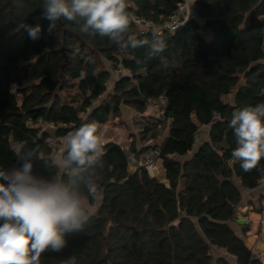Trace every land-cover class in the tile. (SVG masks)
Returning a JSON list of instances; mask_svg holds the SVG:
<instances>
[{
	"label": "trees",
	"instance_id": "16d2710c",
	"mask_svg": "<svg viewBox=\"0 0 264 264\" xmlns=\"http://www.w3.org/2000/svg\"><path fill=\"white\" fill-rule=\"evenodd\" d=\"M44 3L0 0V168L22 167L19 146L22 155L35 151L33 175L67 180L70 173L48 166L55 154L47 140L65 139L84 123L118 120L122 107L144 116L149 98L166 99L170 130L159 147L129 149L140 156L159 148L168 186L131 167L120 145L107 143L100 162L83 172L100 184L102 198H89L84 230L67 235L62 251L42 254L40 264L72 257L75 264H213L215 249L237 264L255 263L230 223L242 189L257 186L264 158L245 172L231 155L236 142L229 123L235 110L264 103V0H194L196 20L174 33L164 24L184 0H127L133 17L152 23L140 29L132 22L130 35L147 41L136 48L82 33L65 19L49 34ZM21 23L41 25V38L30 39L18 30ZM157 39L166 48L152 54ZM101 59L133 78L116 81L105 102L94 105L110 80ZM201 125L211 126V143L194 147ZM157 130L148 124L142 138H157Z\"/></svg>",
	"mask_w": 264,
	"mask_h": 264
},
{
	"label": "clouds",
	"instance_id": "9594fccd",
	"mask_svg": "<svg viewBox=\"0 0 264 264\" xmlns=\"http://www.w3.org/2000/svg\"><path fill=\"white\" fill-rule=\"evenodd\" d=\"M43 8V18L50 22L49 34L56 21L65 19L79 24L82 33L98 34L124 47L147 43L130 35L134 17L127 10V0H45ZM17 28L33 41L41 38L39 24L21 23ZM165 48L162 39L151 44L152 54ZM229 127L236 142L232 157L245 172L253 170L264 158V103L235 110ZM65 139L66 152L46 162L49 167L70 173L67 180L33 175L35 151L22 155L19 146L14 151L23 159L22 167L0 168V180L6 181L0 183V264H40L47 251H62L67 235L83 231L89 221V198H102L100 184L92 176H83L103 156L104 144L97 123H84ZM64 264H75V258Z\"/></svg>",
	"mask_w": 264,
	"mask_h": 264
},
{
	"label": "built area",
	"instance_id": "2783aa9c",
	"mask_svg": "<svg viewBox=\"0 0 264 264\" xmlns=\"http://www.w3.org/2000/svg\"><path fill=\"white\" fill-rule=\"evenodd\" d=\"M193 13H194L193 9L190 3L188 2V0H184V3L180 4L177 12L168 18V20L164 24V29L172 33L176 32L180 27L184 26L188 22L196 20V17H194ZM133 23L136 27L140 29H142L143 27L152 26L151 22L136 17H134ZM157 34L161 35L162 30H159ZM124 77L133 78V74L131 71L120 67L114 70L113 78H111L113 79V81L111 80V83L112 82L115 83L116 81ZM109 84L110 82L105 84L106 89L109 88ZM99 104H100V99L94 102V105H99ZM166 109H167V101L164 98H160L158 100L149 98L146 102V111L149 112L150 115L155 119V123L157 125L158 130L163 129L164 125H169V122L167 121L165 116ZM50 128L53 129V127ZM210 130H211L210 125H201L198 127V130L193 136L194 147L199 146L203 142L211 143ZM61 140L62 138L51 137L47 140V142L54 149V151H59L60 148L57 146L60 144V142H62ZM103 144L105 146L107 142L103 141ZM120 146L123 150L128 152L129 164L131 167L143 168L148 172L150 177L157 179L159 175L158 161L160 160V153H161L159 148L151 149L148 153L144 154L141 157H138L132 153H129V149L127 147L122 145ZM13 168H17V167L12 166L6 168V170H11ZM261 191H264V172L262 173V176L257 186L253 189L247 190L246 192L248 195H253ZM248 223L250 222L248 221ZM261 224L264 225V213L262 214ZM252 259L253 261H255V263H250V264H263L261 263V257L258 254L252 256Z\"/></svg>",
	"mask_w": 264,
	"mask_h": 264
},
{
	"label": "crops",
	"instance_id": "0c3cea01",
	"mask_svg": "<svg viewBox=\"0 0 264 264\" xmlns=\"http://www.w3.org/2000/svg\"><path fill=\"white\" fill-rule=\"evenodd\" d=\"M227 100L228 101L231 100V97L227 98ZM124 108L127 109L126 114L128 116L131 115L135 117L136 112L134 110L129 109L128 107H124ZM139 117L142 118L144 116L139 115ZM149 123L155 124V119L153 118L149 120ZM149 123H145L142 128L144 129V127L147 126ZM100 128H102V126L98 127L99 131H101ZM163 129L165 130L162 131ZM163 129L157 130V138L149 139L148 141H146V144L142 145L140 147V150L147 147L161 146L164 143L165 139L169 136L170 125H164ZM124 134L125 133L123 128L120 130L118 129L115 133H113V131H110L102 135V141L110 143L113 142L115 139H117L118 141L115 142L116 144L125 146L128 149H130L131 141L127 140ZM108 135L110 138L105 139L106 136ZM149 151H145L138 157L143 156ZM232 165L233 163H231V166ZM158 171H159V167H158ZM164 184L168 186V181L165 180ZM238 186L241 188L239 183ZM246 191L247 190L245 189H242L241 191V196H242L241 203L236 209V215L234 217L233 222L230 223V227L244 241L248 249L251 250L252 256L258 254L261 257V263L264 264V225L261 224L262 214L264 213V191L255 193L253 195H248ZM248 221L250 223H248ZM215 250L219 252L220 260H225L226 264H237L235 257L230 256L224 250H218V249Z\"/></svg>",
	"mask_w": 264,
	"mask_h": 264
},
{
	"label": "rangeland",
	"instance_id": "374dc122",
	"mask_svg": "<svg viewBox=\"0 0 264 264\" xmlns=\"http://www.w3.org/2000/svg\"><path fill=\"white\" fill-rule=\"evenodd\" d=\"M193 1L194 0H188V2L190 3L191 7L193 5ZM193 9V8H192ZM194 17H197V15L195 13H193ZM203 26V25H202ZM205 32V31H204ZM102 61V66L104 67V69L106 71H109L110 72V84H109V88L106 90V94L100 98V104L101 103H104L105 100L107 99L108 95L112 94L114 92V85L115 83H111V80L113 81V73H114V68L113 66L107 62L106 60L104 59H101ZM120 68V67H119ZM118 69V68H117ZM116 70V69H115ZM72 94H75V90L72 91ZM130 109V108H129ZM126 110L124 107H122V113H121V117L120 119L118 120H109V122L105 125L102 126L101 131L98 130V134L102 140V135L104 133H107V132H110V131H113V133H115L118 129H122L124 130V136L127 140L131 141V144L134 143L136 146V148L140 149V147L144 144H146V141H148L149 139H146L144 140L142 137V127L145 123H149V120L153 119L152 116L150 115L149 112L146 111L144 117H139V115L136 113L135 117L133 116H128L126 114ZM134 114V113H133ZM144 122V123H143ZM150 125V123H149ZM43 128L44 130L46 131H50V132H53V130L51 128H49L48 125H43ZM165 129H163L162 131H164ZM149 137H150V133L147 134ZM109 135L106 136L105 139H109ZM115 139V138H114ZM62 142H60V144L57 146L60 148L59 151H54V158H58L62 155L63 153V150L67 147V142H66V139H62L61 140ZM118 140L115 139L113 141V143L117 142ZM154 143V142H152ZM130 144V145H131ZM154 145V144H152ZM158 167H159V175L157 177V179L164 183V181L166 180L165 179V173H164V169L162 167V162L159 161L158 162ZM254 256V255H253ZM213 264H219L220 262V254L219 252H217L216 250H214L213 252ZM259 262V261H258Z\"/></svg>",
	"mask_w": 264,
	"mask_h": 264
}]
</instances>
